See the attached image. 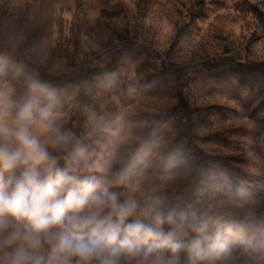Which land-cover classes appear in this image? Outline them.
Masks as SVG:
<instances>
[{"label": "rangeland", "instance_id": "obj_1", "mask_svg": "<svg viewBox=\"0 0 264 264\" xmlns=\"http://www.w3.org/2000/svg\"><path fill=\"white\" fill-rule=\"evenodd\" d=\"M238 63L264 65V0H0V104L15 114L26 101L42 139L70 137L59 167L72 160L99 176L111 164L124 177L111 190L140 210L158 203L164 213L179 201L264 218V73ZM35 67L80 84L52 88L31 78ZM189 119L196 146L227 161L199 182L186 165ZM255 227L261 252L193 264H264V228Z\"/></svg>", "mask_w": 264, "mask_h": 264}, {"label": "clouds", "instance_id": "obj_2", "mask_svg": "<svg viewBox=\"0 0 264 264\" xmlns=\"http://www.w3.org/2000/svg\"><path fill=\"white\" fill-rule=\"evenodd\" d=\"M34 123L29 106L0 104V264H182L158 203L121 200L111 164L99 176L59 167L70 137L42 139Z\"/></svg>", "mask_w": 264, "mask_h": 264}, {"label": "trees", "instance_id": "obj_3", "mask_svg": "<svg viewBox=\"0 0 264 264\" xmlns=\"http://www.w3.org/2000/svg\"><path fill=\"white\" fill-rule=\"evenodd\" d=\"M233 68L239 71L251 70L264 73V65L238 63ZM30 75L33 80L47 82L48 86L57 88L58 90L73 88L80 84L77 82L56 81L36 67L32 69ZM51 89H48V91ZM79 92L82 97L81 107L84 108L88 105V101L81 87H79ZM182 92L179 95L181 99L180 106L185 108V97ZM24 106H28L26 101L19 106L18 110ZM39 112H41V109ZM79 127L83 128L85 134L88 133V128L82 119L79 121ZM191 127L192 121L189 119L183 134V138L185 139L183 144L192 148L193 156L187 160L186 165L193 171V175L197 177L196 180L199 182L207 179L215 170L227 166V161L224 157L206 154L198 148L191 133ZM170 154L173 153L170 152ZM121 167L123 165H119L116 170ZM126 167L130 166L126 165ZM163 216L164 223L161 226H166L165 232L175 231L174 239L181 245L180 253L185 252L188 254L186 264H193L195 261H199L204 257H210L218 252L229 253L243 249L259 253L263 248L258 238L259 232L255 229L256 225L264 228V218L261 217H254L252 220H249L243 217L211 215L202 210L199 203L188 205L185 203L181 204L179 201L174 203L168 211L164 212ZM169 217H171L172 221L177 218L182 228H186L185 232L178 235L177 226H169ZM193 240L199 241V244L195 248H192Z\"/></svg>", "mask_w": 264, "mask_h": 264}]
</instances>
